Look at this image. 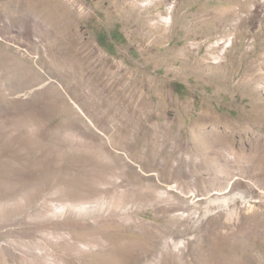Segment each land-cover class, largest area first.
<instances>
[{
    "label": "rangeland",
    "instance_id": "1",
    "mask_svg": "<svg viewBox=\"0 0 264 264\" xmlns=\"http://www.w3.org/2000/svg\"><path fill=\"white\" fill-rule=\"evenodd\" d=\"M0 264H264V0H0Z\"/></svg>",
    "mask_w": 264,
    "mask_h": 264
},
{
    "label": "bare ground",
    "instance_id": "2",
    "mask_svg": "<svg viewBox=\"0 0 264 264\" xmlns=\"http://www.w3.org/2000/svg\"><path fill=\"white\" fill-rule=\"evenodd\" d=\"M229 199H225V202H227Z\"/></svg>",
    "mask_w": 264,
    "mask_h": 264
}]
</instances>
